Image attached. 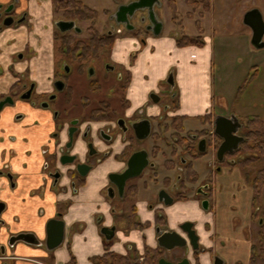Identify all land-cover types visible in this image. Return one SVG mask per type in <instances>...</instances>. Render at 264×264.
<instances>
[{"label": "rangeland", "instance_id": "obj_1", "mask_svg": "<svg viewBox=\"0 0 264 264\" xmlns=\"http://www.w3.org/2000/svg\"><path fill=\"white\" fill-rule=\"evenodd\" d=\"M129 1L136 0H84V3L99 12L95 29L101 33L113 32L119 50L135 56V122L143 118L154 121L156 134H151L146 145L151 146L149 150L154 148L152 146L158 147L151 158L158 164L154 168L157 174L148 168L142 176H157L161 182L168 174L164 167L165 159L170 157V148L174 146V130L167 131L166 128L176 116L179 104L188 112L194 107H199L200 111L206 100L207 84L214 96V113L237 115L241 119L248 115L264 118V49L258 50L251 44L252 33L243 21L244 14L252 7L264 8V0H211L209 15V11L202 7L192 10L185 0H160L161 4L154 7L155 17L162 24L159 35L148 32L147 10L137 11L130 19L129 27L116 21L114 15ZM13 15L16 19L23 15L25 20L13 27L0 29V90H4L0 93L9 94L11 86L18 82L16 92L12 93L18 95L22 85L30 81L26 71L34 68L37 51L40 56L43 54V60H47L44 56L50 54L52 37L58 30L57 23L66 19L62 13L55 12L53 0H18ZM203 16L208 34L200 39L203 42H207V38L212 40L213 54H210L209 47L204 50L192 46L175 49L174 41L185 37L196 39L203 34L200 31L198 34L196 25V20ZM76 24L81 33L72 31L70 34L86 40L92 24ZM20 54H23V60H17ZM170 75L173 76V84L169 80ZM153 96L159 97L160 102L155 103ZM34 99L42 100L37 94ZM164 105L170 106L165 110ZM160 116L172 118H165V126L158 128ZM200 126L199 121L192 119L187 122L186 131L194 134ZM207 129L213 131L212 123ZM195 148L198 149V144ZM177 150L176 162L180 156L187 158L180 144ZM237 161L236 156L227 158L216 170L209 147L207 155L194 163L195 171L202 178L198 184L189 185V189L170 191L173 196L182 193L187 198L180 201L183 204H178L177 211H172L175 215L172 226L190 223L182 218L194 215L191 219L196 222L200 250H192V264H215L217 259L223 264H264V239L262 243L260 241V235L264 236V223H261V213L256 209L262 208L264 203V188L259 202H253L252 184L255 175L264 170V157L246 169L234 164ZM205 178L211 196L207 208L191 192L205 184ZM159 190V186L150 185L148 190L141 191L139 199L147 201L149 198L156 204ZM106 210L107 218L112 212L110 208ZM166 215L171 216L168 212ZM136 223L137 220L135 227ZM159 225L156 228H166ZM251 247L255 251H251ZM140 249L135 246L131 258L141 254ZM252 255L256 257L254 263H251Z\"/></svg>", "mask_w": 264, "mask_h": 264}, {"label": "flooded vegetation", "instance_id": "obj_2", "mask_svg": "<svg viewBox=\"0 0 264 264\" xmlns=\"http://www.w3.org/2000/svg\"><path fill=\"white\" fill-rule=\"evenodd\" d=\"M17 2L18 0H16L15 3L9 4L10 6L0 4V6H2L0 9L1 30H3L4 27H13L17 24H21L25 20V16L23 15V17L21 16L22 18L20 17L21 19H16L13 15ZM130 3L132 2L129 1L124 5ZM83 4L87 6L84 0ZM190 7L193 10V6ZM197 10H199V7L195 11ZM251 11H254V17L260 14L264 23V8L254 6L249 9L244 16ZM57 13H62L66 20H60L57 23L58 30L54 32L52 37L50 54H45L44 56L47 60H43V54L40 56V52L37 51L34 68L26 71L30 81L22 85L21 93L18 95L12 94L16 92L18 82L11 86L8 91L9 94L0 93V104L7 101L0 109V121L4 115L13 112L14 122L16 124H22L24 128L30 129L33 125L31 122H27V120L30 119V115L27 111L31 108L35 116H40L41 120L34 122L36 127L42 130L50 129L41 149V155L44 159L43 170L47 179L52 182L54 188L59 185L61 180L67 178V180L70 181V188L72 191L77 192L79 188L87 186V177L89 174L95 173L97 169L99 170L101 168L110 171L105 176L107 180L105 197L112 214H110L108 218L103 217L104 219L100 218L99 220L100 232L105 244L106 253L101 257L95 258L93 260L95 264H150L149 261L154 255H148V250L157 251V253H159L156 264H159L160 259H165L168 262L177 264L185 258L192 264L190 260V258L193 257L191 256L192 250L193 252L200 250V236L196 230V222L192 220L194 215L184 220L190 223L183 225L177 224L176 228L171 229L168 226L170 217L166 215L167 212H165V207H173L177 202L184 201L187 198L185 194L182 193L173 196L170 194V191L176 192L180 189H189V185L198 184L201 177L195 171L194 163L207 155L209 147L212 149L216 170L219 169L218 166L220 167L226 162L227 158L234 156L238 157V161L234 163L237 165L246 155L239 154V149L241 144L245 141L248 118L253 116L248 115L245 116V119H241V117L237 115H226L222 112L214 113L213 107L212 112L205 115L209 116V119L201 121L196 118L201 124L200 130L191 135L188 134L186 128L184 132L178 134L177 131L171 127L174 118L179 116H175L174 118L160 116L161 123H159L157 127L159 128L163 124L165 126L167 121L165 118H172V122L168 127L166 126V129L167 131L174 130V146H171V151L169 153L170 157L165 159L164 165L167 169L166 173L168 174L164 175L161 182L157 180V176L148 175V178L142 176L144 171L148 168H151L153 174H157L154 168L158 164L156 165L155 160L152 161L151 158L156 154L158 147L152 146L154 148L149 150L151 146L147 147L146 145V141L151 134L153 133L154 136L156 134L153 129L154 121L143 118L135 122V56L129 55L126 50H119L113 32L101 33L94 27L97 23L93 25L90 22L100 36L107 35L114 39V45L111 49L99 44H91L92 27L88 29L86 40L77 39L70 34L72 31L77 34L81 33L82 30L77 26L76 22L86 23L89 21L71 19L62 11ZM114 18L116 19V14ZM61 21L74 22L75 27L71 30L62 31L58 26ZM197 22L201 27L200 22L196 21V23ZM247 27L251 31L253 37L252 29L249 26ZM148 32L154 34L151 23H149ZM200 32L204 33L203 30ZM200 32L198 30V33ZM202 35L203 34H199L201 37ZM261 43L264 45V33ZM262 49H264V47ZM17 60H23V54L17 56ZM169 80L173 84L172 75L169 76ZM169 93H172V90H170ZM35 94L42 98V100L37 101V99H34ZM159 102L160 99L157 103ZM169 106L164 105L163 109L167 110ZM212 115H214L213 120ZM254 116L264 121V118L257 115ZM219 118L225 119L223 122L224 124L227 122H231L233 125L239 123L236 136L243 138L238 149H233L232 152H226L222 160L219 159L218 151L225 142V139L216 133L217 120ZM147 121L150 122L151 125V134L146 139L140 140L136 134L137 130L140 125ZM211 123L214 126L213 131L207 129ZM222 126L221 128L224 131L223 128L225 125ZM262 132H264V129H262ZM183 134H187V136ZM179 137L180 139H184L182 144L180 143V139L178 140ZM202 140L206 141L205 152L199 151V143ZM179 144L183 147L184 155L187 156V158L180 156L176 162L175 158L178 156L177 147ZM197 144L198 149L195 148ZM139 152L147 154L148 166L143 170L140 176L124 179L122 175L129 169V164H135V153ZM263 157L264 156H262V158ZM78 166H80L82 173L88 171L87 175L82 176L78 172ZM112 175H116L115 180L110 178ZM207 178H205V181ZM0 179L8 181L9 185L12 187L16 185L14 175L9 171L7 165L0 168ZM135 179L137 180L136 182ZM174 179L176 181H174ZM150 185L159 186L160 189L159 195L155 198L157 203L153 204L150 199L148 204L150 210H155L154 224H156V227L160 226L159 224L166 226L165 229L156 228L157 247H147L143 253L135 258H131L130 256L132 252H135V249L130 250L128 254L124 256L111 252V247L117 243L115 240H117L116 232L119 227L123 226L124 228L132 229L150 225L149 220L145 225L140 223L142 217L137 206L141 191L148 190ZM208 186L206 181L201 187H197L196 190L191 191L194 198H199L200 202L206 203L207 206L211 198ZM254 197L253 202H259L258 200L261 194L256 200H254ZM165 202H170V204H166ZM70 206L71 200L69 199L59 206L57 214L47 222V239L46 242L42 241L43 243L40 242V244H43L48 250H51L48 248V238L53 236L56 232V228L58 226L60 227L61 224L64 226V242V218ZM4 207L5 205L0 202V230L5 227V219L3 218L5 212ZM256 209L261 213V223H264V203L262 208L257 207ZM135 220H137V227H135ZM105 222L108 224H105ZM50 223L51 225H49ZM104 230L105 232H103ZM165 232H176L188 241L190 232L195 239L197 238L198 248L195 249L189 242L187 246L178 247L173 250L160 247L158 238ZM26 238L35 240L37 244H39L38 242L40 240L38 241L30 234H10L7 242L0 244L1 264H9L12 260L19 259V257L10 252H14L19 240ZM260 239L262 243L264 239L263 234L260 235ZM121 258L123 260H120Z\"/></svg>", "mask_w": 264, "mask_h": 264}, {"label": "crops", "instance_id": "obj_3", "mask_svg": "<svg viewBox=\"0 0 264 264\" xmlns=\"http://www.w3.org/2000/svg\"><path fill=\"white\" fill-rule=\"evenodd\" d=\"M12 2L13 0H0V4L4 6ZM211 10L207 12V15ZM204 17L196 20L200 24L203 23L201 25L203 36L208 34ZM174 47L181 50L189 46L180 48L177 41H174ZM192 47H198L201 50L209 47L210 54L214 52V45L209 38L201 47ZM3 91L0 90V92ZM213 107L214 96L210 85L207 84L206 100L202 103L200 111L199 107H194L188 112L182 104H179L176 116L186 118L184 122L186 128L188 121L211 113ZM27 113L30 115L27 122H31L34 126L30 129L24 128L22 124H16L13 112L4 115L0 121V168L7 165L14 175L16 184L12 187L8 181L0 179V202L5 205L3 215L5 227L0 230V244L6 243L10 234H30L40 241L37 244L35 240L28 238L19 240L14 252H10L19 259L12 260L9 264H95L93 260L106 253L99 220L106 218L108 213L105 176L110 171L101 168L89 174L87 186L79 188L77 192L72 191L67 178L60 181L57 189L54 188L44 174V159L41 155L43 142L50 129L42 130L36 127L34 122L41 119L40 116H35L31 108ZM69 199L71 206L64 218V242L58 248L48 250L40 244L47 239V222L57 214L59 206ZM147 199V201L139 200L137 206L142 217L140 223L145 225L150 221V225L132 229L122 226L116 232V238L119 241L111 247V252L124 256L130 250H134L135 246L141 248V253L147 247H157L155 210L149 209V198ZM178 204L183 203H176L170 208L165 207V212L171 214L168 226L173 229L177 227V224L172 226L175 218L172 211L178 210ZM105 224L108 223L105 222Z\"/></svg>", "mask_w": 264, "mask_h": 264}, {"label": "water", "instance_id": "obj_4", "mask_svg": "<svg viewBox=\"0 0 264 264\" xmlns=\"http://www.w3.org/2000/svg\"><path fill=\"white\" fill-rule=\"evenodd\" d=\"M160 0H136L130 4L122 5L118 12L116 13V20L119 24H125L128 27L130 26V18L134 16V14L139 10H148L149 12V21L151 23V26L153 27V33L154 35H159L162 30V24L159 23L154 14V7L156 5H160ZM2 6H0V9ZM254 11L248 12L244 16V24L249 26L253 31V37L251 40L252 45L257 49H262L264 45L261 43L262 41V35L264 33V23L262 20L261 15H257V17L253 16ZM9 25V24H7ZM58 26L62 31L71 30L75 27L74 22H65L61 21ZM79 30V29H77ZM153 101L157 103L159 101V98L156 96H153ZM7 101L0 104V109L3 107L4 104H6ZM225 119L219 118L217 120V128L216 133L219 134L222 138L225 139V142L222 144L218 151L219 159H223V155L228 151H233V149H238L239 144L243 141V138L236 136V132L238 131L239 123L236 125H233L231 122L223 123ZM224 126V131L222 130L221 126ZM223 127V126H222ZM137 137L140 140L146 139L151 134V125L150 122H145L144 124L139 126V129L137 130ZM206 141L202 140L199 143V151L205 152L206 150ZM148 166V159L147 154L145 153H135V164H129V169L122 175L124 179H128L131 177H138L141 175L143 170ZM78 172L85 176L87 175V172L82 173L80 170V166H78ZM116 175L110 176L113 180H115ZM162 201V199H161ZM166 204H170V202H165ZM204 207L207 208V204H204ZM51 225V223L49 224ZM105 232V230L103 231ZM194 233V232H192ZM195 234V233H194ZM64 238V226L63 224L58 226L56 228V232L53 234V236H50L48 238V248L51 250L59 247L63 243ZM189 241L185 238H183L181 235H179L176 232H165L158 238V243L160 247H163L167 250H173L178 247H185L187 246L188 242L194 246L195 249L198 248V240L197 238L193 237V235L189 232ZM111 239V238H109ZM159 264H173L171 262L166 261L165 259H160ZM177 264H191L190 261L185 258L182 261L178 262ZM215 264H223L222 260L217 259Z\"/></svg>", "mask_w": 264, "mask_h": 264}, {"label": "trees", "instance_id": "obj_5", "mask_svg": "<svg viewBox=\"0 0 264 264\" xmlns=\"http://www.w3.org/2000/svg\"><path fill=\"white\" fill-rule=\"evenodd\" d=\"M189 6H193V10H196L198 7H202L204 10L209 11L211 7V0H185ZM54 10L56 12H64L66 16L71 19H78L79 21H89L95 25L99 18V12L91 9L83 4V0H53ZM191 16V14L189 15ZM198 30L202 31L199 23H196ZM91 44H99L101 46L111 49L114 45V39L107 35H99L94 27L91 28ZM201 36L196 39H191L185 37L184 39L178 40L177 44L180 47L184 46H199L201 47L204 42L200 39ZM184 117H176L173 120V127L178 134L185 131L184 127ZM199 120L204 121L209 119V116L198 117ZM264 121L259 117L248 118V126L245 134V141L241 144L239 149V154H246L242 160H240L237 165L241 168L249 167L253 164H256L260 161L262 156H264ZM184 139H180V143ZM253 190L255 193V199H258L262 188L264 186V170L259 171L255 177L252 179ZM255 248L252 247L251 251H255ZM148 255L153 254V258L150 259V264H156L159 253L157 251L148 250ZM254 256V255H253ZM116 258V257H115ZM255 256L252 257L251 263L255 262ZM120 260H123L122 258Z\"/></svg>", "mask_w": 264, "mask_h": 264}]
</instances>
